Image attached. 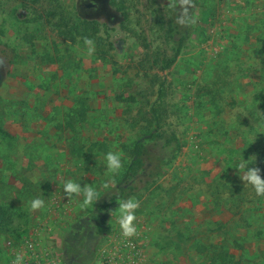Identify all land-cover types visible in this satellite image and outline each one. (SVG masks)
<instances>
[{
    "label": "rangeland",
    "instance_id": "1",
    "mask_svg": "<svg viewBox=\"0 0 264 264\" xmlns=\"http://www.w3.org/2000/svg\"><path fill=\"white\" fill-rule=\"evenodd\" d=\"M84 1L0 0V264H264V196L234 168L264 178V0ZM114 195L139 202L131 237Z\"/></svg>",
    "mask_w": 264,
    "mask_h": 264
},
{
    "label": "clouds",
    "instance_id": "2",
    "mask_svg": "<svg viewBox=\"0 0 264 264\" xmlns=\"http://www.w3.org/2000/svg\"><path fill=\"white\" fill-rule=\"evenodd\" d=\"M84 45L87 48V53L91 54L94 50L93 41L88 38H84ZM252 156H249L245 159L242 155V158L235 163L234 168L237 170V176L240 181L243 182L245 187L251 186L257 196H264V178L261 176V169L259 167L253 166L249 167L250 164H255L252 162ZM104 160L106 162V167L109 172H116L121 168V159L120 153L116 152H107L104 155ZM83 191L84 195V205L92 203L95 196L97 195L93 188L84 187L82 188L81 184L75 183L71 180L67 181L63 185V192L67 197L72 196L73 194H80ZM117 207L115 212L117 214V223L121 230V234L124 237H131L136 233V225L134 221L136 219L135 210L139 207V202L134 198H128L126 200L118 199L116 201ZM44 201L42 199H34L30 203L31 209H38L43 207ZM112 210H110V215ZM13 264H23V257L17 255Z\"/></svg>",
    "mask_w": 264,
    "mask_h": 264
},
{
    "label": "trees",
    "instance_id": "3",
    "mask_svg": "<svg viewBox=\"0 0 264 264\" xmlns=\"http://www.w3.org/2000/svg\"><path fill=\"white\" fill-rule=\"evenodd\" d=\"M182 40H183V38H181L179 41V45L177 47L176 54L179 53V51L181 50ZM172 62H173V59L168 61L167 65H169ZM77 109H78L77 114L84 115V106L83 105H81V107L77 108ZM71 120H74V117L72 115H71ZM69 126L71 128H73L72 123H69ZM149 136H152V135H149ZM158 136H160V134H158ZM174 142H177V138H176L175 133H172L169 137L166 138L165 145L170 146ZM140 151H141L140 140H137L134 142L133 149H132V162L134 164L136 162H139L138 160H139ZM129 167H131V165ZM116 199H117V196H115V195L112 196V200H111L109 205L115 204ZM109 205H107V206H109ZM107 206H105L104 208H107ZM11 224H12V213L10 212V210L7 207L0 204V230H3V231L9 230L11 228Z\"/></svg>",
    "mask_w": 264,
    "mask_h": 264
},
{
    "label": "flooded vegetation",
    "instance_id": "4",
    "mask_svg": "<svg viewBox=\"0 0 264 264\" xmlns=\"http://www.w3.org/2000/svg\"><path fill=\"white\" fill-rule=\"evenodd\" d=\"M81 7H82V10L85 11V13H88V14H94L98 9H100L101 7L104 8L105 10L110 8V5L109 3H107V0H85L82 4H81ZM87 14V16H88ZM5 66L6 64L3 63L1 64L0 63V83L4 80V77H5ZM77 231H76V234L74 236L75 239H78V236H79V227L77 225ZM84 227H88V226H84ZM91 231V230H90Z\"/></svg>",
    "mask_w": 264,
    "mask_h": 264
}]
</instances>
